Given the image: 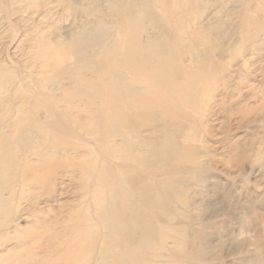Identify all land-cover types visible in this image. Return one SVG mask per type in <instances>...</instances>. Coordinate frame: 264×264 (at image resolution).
<instances>
[{"label": "bare ground", "instance_id": "bare-ground-1", "mask_svg": "<svg viewBox=\"0 0 264 264\" xmlns=\"http://www.w3.org/2000/svg\"><path fill=\"white\" fill-rule=\"evenodd\" d=\"M108 1L103 16L113 33L101 14L89 29L40 37L39 77L27 80L0 65V230L22 201L32 205L49 197L58 177L67 180L63 190L71 186L77 194L74 201L30 212L43 222L34 225L39 229L23 264H40L43 256L54 264H137V255L151 246V215L164 208L146 182L154 142L142 130L156 119L154 107L165 112L172 106L157 95L174 100L188 88L182 81L196 71L195 39L176 31L143 35L144 25L155 21L149 2L156 0L140 7L138 1ZM139 86L147 94L139 95ZM163 139L155 153L175 157L180 145Z\"/></svg>", "mask_w": 264, "mask_h": 264}, {"label": "rangeland", "instance_id": "rangeland-1", "mask_svg": "<svg viewBox=\"0 0 264 264\" xmlns=\"http://www.w3.org/2000/svg\"><path fill=\"white\" fill-rule=\"evenodd\" d=\"M130 1H138L139 7L144 3ZM71 4L0 0V65L27 80L39 77L44 61L40 37L89 29L96 16L110 9L108 0ZM149 6L155 21L144 23L143 35L176 31L186 40L191 34L198 57L196 71L182 81L188 88L174 100L157 95L172 106L165 112V107H154L156 119L142 130L150 132L156 150L164 137L181 148L175 157L151 151V176L145 181L164 208L151 215V246L137 255V264H264V0H156ZM166 10L178 16L169 17ZM103 18L113 33L112 22ZM183 26H190L186 33ZM141 89L137 87L139 95L147 94ZM162 124L163 132L156 131ZM66 182L56 178L55 192L36 204L22 201L16 217L0 230V264L24 263L31 235L39 229L34 225L43 222L42 215L30 216L32 210L77 199L73 187L63 190ZM41 258L40 264H54Z\"/></svg>", "mask_w": 264, "mask_h": 264}]
</instances>
